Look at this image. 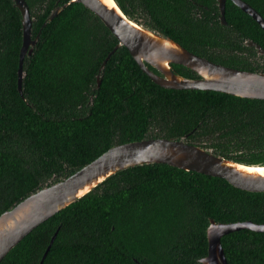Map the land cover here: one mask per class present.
Returning a JSON list of instances; mask_svg holds the SVG:
<instances>
[{"label": "trees", "instance_id": "16d2710c", "mask_svg": "<svg viewBox=\"0 0 264 264\" xmlns=\"http://www.w3.org/2000/svg\"><path fill=\"white\" fill-rule=\"evenodd\" d=\"M25 0L30 37L16 69L20 12L0 0V212L70 174L110 145L180 138L245 164H264V99L200 88L163 87L124 45L102 67L115 36L80 2ZM131 20L221 64L264 71V32L231 0H114ZM264 19V0H244ZM153 71L155 68L146 64ZM171 69L198 76L179 63ZM96 75L99 84L96 85ZM216 222L264 223V190L163 162L119 169L29 230L20 240H206ZM220 240H264L239 228ZM49 241H19L0 264H37ZM228 264H264V241H220ZM206 241H52L41 264H201Z\"/></svg>", "mask_w": 264, "mask_h": 264}, {"label": "water", "instance_id": "95a60500", "mask_svg": "<svg viewBox=\"0 0 264 264\" xmlns=\"http://www.w3.org/2000/svg\"><path fill=\"white\" fill-rule=\"evenodd\" d=\"M20 12L21 42L16 69V85L21 93L22 59L31 52L38 32L30 37L31 18L25 0H12ZM70 1L80 2L92 11L115 36L116 43L103 58V66L110 53L124 45L131 57L156 84L171 88L212 89L230 94L264 99V71L238 68L212 61L189 51L171 37L152 30L128 18L114 0L108 5L101 0H67L54 6L45 19L50 20ZM218 17L224 20L225 0H216ZM249 14L264 32V19L244 0H231ZM258 53L264 48L251 39L244 41ZM179 63L193 70L198 76L188 77L174 72L170 63ZM149 64L157 71H153ZM96 75V85L99 84ZM163 162L185 170L224 178L231 185L249 190H264V173L247 171L236 164H245L225 158L211 150L183 139L164 136L143 137L110 145L93 159L70 174L30 192L0 212V240H20L29 230L53 213L75 200L107 175L127 166ZM264 165V164H246ZM239 228L264 231V223L251 220L216 222L209 218L205 228L206 240H220L223 234ZM56 230L50 235L53 240ZM19 241H0V260ZM52 241L46 245L37 264H41ZM201 264H228L220 241H206V253L198 259Z\"/></svg>", "mask_w": 264, "mask_h": 264}, {"label": "bare ground", "instance_id": "6f19581e", "mask_svg": "<svg viewBox=\"0 0 264 264\" xmlns=\"http://www.w3.org/2000/svg\"><path fill=\"white\" fill-rule=\"evenodd\" d=\"M104 3L108 4V5H112L113 1L112 0H101ZM236 166L238 168L247 170V171H253V172H260V173H264V165H257V166H253V165H246V164H236Z\"/></svg>", "mask_w": 264, "mask_h": 264}]
</instances>
